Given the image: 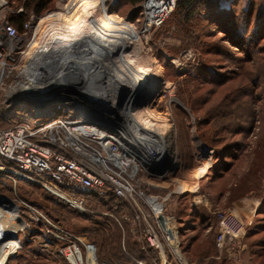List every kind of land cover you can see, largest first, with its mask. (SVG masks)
Listing matches in <instances>:
<instances>
[{
	"label": "rangeland",
	"instance_id": "374dc122",
	"mask_svg": "<svg viewBox=\"0 0 264 264\" xmlns=\"http://www.w3.org/2000/svg\"><path fill=\"white\" fill-rule=\"evenodd\" d=\"M5 2L6 5L0 8V23L3 20L10 22L28 0ZM80 2L52 0L41 14L37 15L33 10L28 12L32 27L23 44L28 54L18 62L4 85H0L1 112L7 108L8 96L20 93L17 84L23 81L20 72L30 67L37 49L43 46L45 53L41 54L47 57L45 60L51 58L47 47L57 40V33H61L59 27L67 28L82 16L87 15L84 18L87 20L94 17L95 2L88 9L86 7L88 14L84 8L77 10ZM248 2L243 1L245 8ZM262 3L264 0L259 4ZM96 6L100 9L104 6L106 15L130 24L138 34V41L128 44L122 56V63L128 61L127 65L131 66L130 72L129 67L117 60V55L109 61L113 65L102 60L101 70L106 69L104 64L109 65L106 70L111 73V69H123L122 74H113L115 78V74H120L122 81L130 79L137 69L151 75L148 77L150 85H145L138 95L134 93L132 99L129 98L130 89L123 92L121 109H130L133 119L146 109L152 111L151 124L154 125H145V129L157 133L153 134L155 144L165 149V161L170 166L167 176L143 175L140 190L162 197L175 193L169 200L168 212L197 228L179 238L186 248L189 246L188 258L194 264H264V39L260 40L261 53L256 55L250 47L255 40L252 36H248L243 49L231 43L222 32L230 29L228 22L222 25L214 21L209 23L200 15L186 22L185 14L179 11L164 26L146 32L143 11L140 13L125 1L104 0L102 5V0H98ZM262 9L264 11V5ZM240 11L241 7L236 13L240 14ZM59 14V17L53 16ZM203 26H207L206 32L202 30ZM251 28L254 31V27ZM245 56L248 63L234 64L231 60ZM43 66L56 71L48 64ZM70 72L76 74L73 68ZM109 86L107 90L112 91L114 87ZM106 94L111 96L109 92ZM121 115L123 120L130 118L124 113ZM10 120L18 123L27 119L20 114ZM225 148H228L227 154L219 158V150ZM220 159L229 166L218 165ZM206 164L209 174L198 178L199 169ZM182 191L185 193L181 199L178 195ZM0 198V207L4 206L0 209V243L9 240L5 237L9 233L18 237V247L9 254L6 264H72L70 245L79 250L80 264L147 261L146 255L139 252L140 246L134 242L131 224L124 219L129 217L125 208H121V212L103 211L102 208H97L94 213L71 211L63 208L59 199L48 191L23 184L9 189L4 182H0ZM247 204L256 208L253 216L244 212L243 207ZM194 207L200 214L199 221L208 217L207 225L211 227L200 226L197 222L192 224L185 216L184 213L189 214ZM221 214L236 227L234 250L226 247L221 252L216 247V238L221 232ZM140 256L144 258L140 259Z\"/></svg>",
	"mask_w": 264,
	"mask_h": 264
},
{
	"label": "built area",
	"instance_id": "2783aa9c",
	"mask_svg": "<svg viewBox=\"0 0 264 264\" xmlns=\"http://www.w3.org/2000/svg\"><path fill=\"white\" fill-rule=\"evenodd\" d=\"M177 2L145 0L144 31L162 27L175 12ZM20 13L24 10L20 9ZM31 27L27 21L25 35L20 36L9 21L0 23V85L27 56L23 44ZM30 64L20 72V93L8 96L6 110L0 111L4 120L20 114L27 119L15 122L9 129H0V177L15 188L22 183L41 188L54 194L70 210L86 213L87 194L103 199L112 192L132 211V217L124 219L143 243V250L148 248L156 253L159 263L155 264H194L182 252L179 220L168 212L169 200L175 193L162 197L140 190V178L146 173L152 175V170L160 166L154 160L165 149L157 146L154 138L141 140L130 121L122 119V109L113 112L116 106H122L119 90L104 96V85L95 78L93 82H80L70 78L67 81L63 76L64 80L56 84L61 65L48 64L56 68L52 72L43 65ZM70 70L67 67L63 72L71 75ZM182 194L183 191L179 195ZM161 217L166 231L161 228ZM221 218L216 247L221 252L226 247L234 250L236 227L225 214ZM168 230L174 235L173 246ZM70 247L69 257L80 264L79 250Z\"/></svg>",
	"mask_w": 264,
	"mask_h": 264
},
{
	"label": "bare ground",
	"instance_id": "6f19581e",
	"mask_svg": "<svg viewBox=\"0 0 264 264\" xmlns=\"http://www.w3.org/2000/svg\"><path fill=\"white\" fill-rule=\"evenodd\" d=\"M94 2H95L94 7L97 8L96 9L97 13H96V10H94L95 14L91 12L94 15V17L90 16L87 20V19H84L87 15L86 16L84 15L85 17H83L81 13L80 15L82 16V18L79 16L80 18L76 19V21H74L73 23L70 21L71 23L68 24L67 28L63 27L64 29H62L59 27L58 30H61L60 31L61 33H57L58 36L56 35V38H57V40L55 41L56 43L54 42V44L47 47L48 49L50 48L49 51H50L51 58L45 60V58L47 57L41 54V53H45L43 52L44 47L41 45L42 46L41 49L40 48L37 49V54L34 55V59L32 60L31 63L32 65H43V64H50L53 66H55V64L61 65L60 67L61 71H59L60 73L55 78L56 84L61 83V81L64 80L63 76L67 81L70 78L73 80L77 79L80 82H87V81L93 82L94 80L93 78H95L96 80H100V82L103 85H106V86H103L104 96L107 95L106 94L107 92H109L112 95L116 93V91L120 90L119 92L123 99L124 97L123 92H128L130 89L131 93L129 95V98L132 99L134 93L135 95H138V92H140L141 89L145 85L149 84L148 77L151 76L150 73L143 69H140L139 71L137 69V71L134 72L133 74L130 73L131 74V75L129 74L130 76L127 75L129 76L130 79H127V80L124 79L122 81L120 74L123 73L122 71L123 69L122 70L121 69H118V70L111 69L113 72L111 73V71L108 72V70H106L108 69L109 65L107 64L108 65L107 66L106 64H104L105 65L104 69L105 68L106 69L101 70L102 69L101 67H103V63H101V61L103 60L104 62H107L113 65V63L109 61H111L112 56L115 57L117 55V60L120 59L121 60L120 63H122L123 61L122 59L124 58L122 56H123L125 47L128 44H131L132 41L133 42L138 41V34L133 29V27H131L130 24L122 22L116 17L106 15L104 6L101 7L103 9H100L98 8V6H96L98 0H81L80 2L81 5H79L77 10L84 8L85 9L84 12H85L89 6H91L92 4L94 5ZM103 4H104V0H102V5ZM4 5L5 4L3 0H0V8L3 7ZM78 13L80 12L78 11ZM86 14H88L87 11H86ZM53 16L59 17L61 15L59 14V15H53ZM78 35H80V38H78ZM86 57L88 58V60L93 59L98 62L86 61L87 59ZM127 62L126 63L123 62L122 64L129 67L128 71L130 72L131 66L127 65ZM96 64H98V66ZM67 67H69L70 69L72 68L75 69L76 74L67 75L66 73H64L63 69L64 68L66 69ZM113 68L115 67L113 66ZM115 72L120 73L119 75L115 74L117 78H115V76L113 75ZM107 76L109 77L113 76V78L108 79ZM108 83L111 84L112 87H114L112 91L107 90V86L110 88ZM112 105H113V102H112ZM121 107L122 106L119 104L118 109L120 110ZM118 109H116L115 107L113 112L114 113L119 112ZM129 110L130 109L127 110L125 108L123 111L121 110V114L124 113L125 116L130 117L129 118L130 120L128 119L130 121L129 123L132 124L137 129L136 130L137 136H139L141 140L143 141H149V140L153 141L152 139L154 138L153 134H157V133L152 130L150 131V129L149 130L145 129L147 128L145 127V125L150 126V127L154 125V124L153 125L151 124V118H153L152 111H149L148 109H146L142 111V113L137 114L136 117H134L133 119V116H132L133 114H130ZM143 137L145 138L147 137V138L143 139ZM163 160H165V153L159 152L154 162L158 164H163L164 163ZM208 172H209V165L207 164L203 165V167L199 169L197 177L202 178L206 176ZM3 207H0V209H3ZM7 236H11L10 239L8 241L0 243V264H6L9 254L15 252V250L18 247V239L16 238V236L11 233L7 234L5 237ZM69 258H71V261L73 264H78L74 262L72 257H69Z\"/></svg>",
	"mask_w": 264,
	"mask_h": 264
},
{
	"label": "trees",
	"instance_id": "16d2710c",
	"mask_svg": "<svg viewBox=\"0 0 264 264\" xmlns=\"http://www.w3.org/2000/svg\"><path fill=\"white\" fill-rule=\"evenodd\" d=\"M51 1L52 0H28V2H25L22 5V8H23V10H25V12L20 13V14H16L15 16H12V18L10 20L11 24L14 25V27L16 28V30L19 34L22 33L23 28H24V24L29 20V16L27 15L28 12L30 10H33L32 11L33 13L39 15L42 12H44L45 10H47L48 5L51 3ZM123 1H125L127 3V5L134 8L135 10H140V13L143 11L142 6H143V3L145 2V0H123ZM243 1H245V0H178L176 10L174 13L179 12V11L183 12L185 14L184 20L186 22H190L193 19L195 20L196 15H200V18L207 19L209 21V23L214 21L217 24L222 25V24H224V22H228L230 29L227 30V32H226V30L223 29L222 32L227 35V37L230 39L231 43L234 44V46H237L238 48L243 49V47L245 46V43H247L248 36L249 37L252 36L255 40H253L251 42L250 47L252 46L253 53L256 52V55H257V54L261 53L260 52V50H261V44H260L261 41L260 40L264 39V37H263L264 36V15H261V13L264 12L262 9V5H264V3H262L260 5L259 3L262 0H249V2L247 3V7L245 8ZM241 3H242V5H240ZM240 7H241L240 14H237L236 11ZM237 22L241 23V25L236 24ZM232 23H234V24L232 25ZM206 24H207V22H206ZM251 26L254 27V31L252 30ZM206 28H207V26H203L202 30H205L204 32H206ZM250 28L252 31L250 30ZM154 30H156V29H154ZM246 58H247V56H245L242 59L234 58L231 60H232V62H234V64L248 63L249 61L247 62ZM228 114L231 115L232 112H230ZM14 124H15V122L13 120H4L3 118L0 117V129H9ZM212 147L210 146V148H212ZM241 147L242 146H240L239 149ZM228 148L219 150V154H218V155H220L219 158H221V157H223V155L227 154L226 152H227ZM218 165H223V166L225 165L226 168L229 166V165L225 164L223 159L222 160L220 159V161L218 162ZM208 174H209V172H208ZM220 176L221 175H218L217 177H220ZM0 182H4L6 184V186L9 187V189H12L14 187L12 185V183L9 180H7L6 178L0 177ZM22 184L32 186L31 184H27V183H22ZM38 189H41V188H38ZM178 196L182 199L184 194L178 195ZM60 204L63 206V208L66 207V205H64L62 202ZM97 208H102L103 211L104 210L105 211H109V210H116L117 211L118 210L120 212H121V208H125L127 210L129 217H132V215H133L132 211L130 210L128 205L126 203L120 201L119 199H117L112 192L108 193L105 196V198H103V199H98L97 197L94 196V194H87V196H86V209L89 210L90 212L94 213L97 210ZM67 209H69V208H67ZM184 214H185V216H187V218H189V220L192 221V224L197 222L198 224H200V226L204 225V227H205L207 225V222L210 221V218H208V217H202V219L199 221L200 214L197 210H195V207L192 208V210L189 214H187V213H184ZM86 216L90 217L88 215H86ZM119 217H121V215ZM120 219L123 220V217H121ZM120 219H118V220H120ZM178 220H179V236H180V239L182 237H185L184 236L185 232L188 233V231L191 229L197 230V228H192L193 226H190L188 223H186L187 222L186 220H184L182 218H179ZM206 227H211V225L209 224ZM103 230L99 231V233H102ZM21 241L23 243L25 242L24 240H21ZM134 242L137 243L138 247L140 246L139 252L141 250L142 252H140V253H142V254L144 253L146 255L145 258L147 261H143V260H141V261L145 262L146 264L159 263V260L157 258L156 253L149 250L148 248L146 250H143V243H141L137 237H135ZM134 242H132L133 245L135 244ZM139 244H142V245H139ZM181 249H182V252L185 255V257L189 261H191L188 258V254H187V252H188L187 250L189 249V246L187 245V248H186L185 243L181 242ZM143 258H144V256H140V259H143ZM148 260H150L151 262L149 263Z\"/></svg>",
	"mask_w": 264,
	"mask_h": 264
},
{
	"label": "water",
	"instance_id": "95a60500",
	"mask_svg": "<svg viewBox=\"0 0 264 264\" xmlns=\"http://www.w3.org/2000/svg\"><path fill=\"white\" fill-rule=\"evenodd\" d=\"M166 160V159H165ZM163 161L164 163L163 164H160V166H157L155 169L152 170V174L153 176L155 177H159V176H164L168 173V170H169V166H170V163L168 161ZM2 199V198H0ZM4 200H7V199H4ZM8 201V200H7ZM159 222H160V225H161V228L166 231V225H165V220L163 217H161L159 219ZM167 234L169 235V237L172 239V246L175 245V242H174V235L172 233V231L168 230L167 231ZM11 236H7L8 239H10ZM18 239V237H16Z\"/></svg>",
	"mask_w": 264,
	"mask_h": 264
},
{
	"label": "crops",
	"instance_id": "0c3cea01",
	"mask_svg": "<svg viewBox=\"0 0 264 264\" xmlns=\"http://www.w3.org/2000/svg\"><path fill=\"white\" fill-rule=\"evenodd\" d=\"M184 187H185V185H184ZM184 191H185V190H184ZM194 192H195V191H194ZM183 193H185V192H183ZM251 205H253V204H247V205H245V207H243V208H244V212H245V213H248L250 216H253L256 208L253 207V206H251Z\"/></svg>",
	"mask_w": 264,
	"mask_h": 264
}]
</instances>
